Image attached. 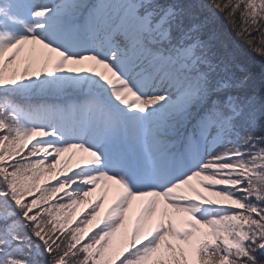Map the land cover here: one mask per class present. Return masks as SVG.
Masks as SVG:
<instances>
[{
	"label": "snow or ice",
	"instance_id": "1",
	"mask_svg": "<svg viewBox=\"0 0 264 264\" xmlns=\"http://www.w3.org/2000/svg\"><path fill=\"white\" fill-rule=\"evenodd\" d=\"M221 20L264 57V0H0V264H264Z\"/></svg>",
	"mask_w": 264,
	"mask_h": 264
},
{
	"label": "trees",
	"instance_id": "2",
	"mask_svg": "<svg viewBox=\"0 0 264 264\" xmlns=\"http://www.w3.org/2000/svg\"><path fill=\"white\" fill-rule=\"evenodd\" d=\"M217 26L235 53L237 63L247 69L251 75L247 94L258 99L264 97V57L253 51L245 42L238 40L232 28L223 20L219 21ZM256 42L259 43V40L257 39Z\"/></svg>",
	"mask_w": 264,
	"mask_h": 264
}]
</instances>
